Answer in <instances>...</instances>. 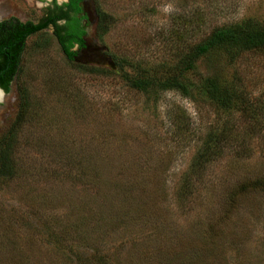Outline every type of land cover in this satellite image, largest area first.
<instances>
[{
  "label": "rangeland",
  "instance_id": "rangeland-1",
  "mask_svg": "<svg viewBox=\"0 0 264 264\" xmlns=\"http://www.w3.org/2000/svg\"><path fill=\"white\" fill-rule=\"evenodd\" d=\"M51 1L0 0V21L36 23ZM81 7L73 59L51 28L33 34L1 94L0 140L15 141L14 171L0 175V264H264V53L201 59L190 77L218 75L257 115L124 80L169 74L215 28L264 22V0Z\"/></svg>",
  "mask_w": 264,
  "mask_h": 264
},
{
  "label": "trees",
  "instance_id": "trees-1",
  "mask_svg": "<svg viewBox=\"0 0 264 264\" xmlns=\"http://www.w3.org/2000/svg\"><path fill=\"white\" fill-rule=\"evenodd\" d=\"M81 2L82 0H68L67 3L57 5L53 0V8H47L46 13L36 23L21 22L13 17L0 21V89L4 93L9 92L10 84L19 72L25 42L29 36L51 28L61 52L68 61L75 55L73 50L75 44L78 48L84 46ZM97 19L98 26H103L102 13L97 12ZM60 20H64V23L58 24ZM250 51L264 53V22L245 19L212 30L203 41L179 54L178 62L169 74L161 72L159 75L142 74L132 77L124 74V80L131 90L138 93L160 94L173 91L188 97L196 90L219 109L224 111L239 109L257 115L258 109L252 108L249 102L244 101V97L218 75H205L199 84L190 79L196 73L197 62L201 59H212L218 54L236 57L240 53ZM21 101L24 103L23 96ZM20 106L18 119L26 112L25 103ZM14 141L15 133L11 131L0 140L1 176H7L14 171L11 154Z\"/></svg>",
  "mask_w": 264,
  "mask_h": 264
},
{
  "label": "flooded vegetation",
  "instance_id": "flooded-vegetation-1",
  "mask_svg": "<svg viewBox=\"0 0 264 264\" xmlns=\"http://www.w3.org/2000/svg\"><path fill=\"white\" fill-rule=\"evenodd\" d=\"M56 1V0H55ZM60 1H63L62 3H57V1H56V4L57 5H62V4H64V3H67L68 2V0H60ZM52 2H53V0L51 1V3H50V6L48 7V8H53V4H52ZM81 4V3H80ZM2 21V20H1ZM58 24H62V23H64V20H60V21H58L57 22ZM47 29H49V28H47ZM75 47H77L78 48V46L75 44L74 45V47H73V49L75 48Z\"/></svg>",
  "mask_w": 264,
  "mask_h": 264
},
{
  "label": "water",
  "instance_id": "water-1",
  "mask_svg": "<svg viewBox=\"0 0 264 264\" xmlns=\"http://www.w3.org/2000/svg\"><path fill=\"white\" fill-rule=\"evenodd\" d=\"M0 92H1V94H2V95H4V94H5V93H4V91H3L2 89H0Z\"/></svg>",
  "mask_w": 264,
  "mask_h": 264
},
{
  "label": "bare ground",
  "instance_id": "bare-ground-1",
  "mask_svg": "<svg viewBox=\"0 0 264 264\" xmlns=\"http://www.w3.org/2000/svg\"><path fill=\"white\" fill-rule=\"evenodd\" d=\"M0 98H1V92H0Z\"/></svg>",
  "mask_w": 264,
  "mask_h": 264
}]
</instances>
